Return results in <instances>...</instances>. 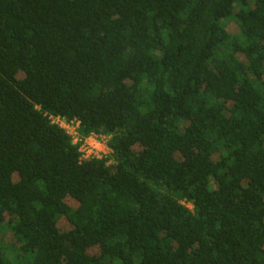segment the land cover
<instances>
[{
	"label": "trees",
	"instance_id": "1",
	"mask_svg": "<svg viewBox=\"0 0 264 264\" xmlns=\"http://www.w3.org/2000/svg\"><path fill=\"white\" fill-rule=\"evenodd\" d=\"M0 264H264V0H0Z\"/></svg>",
	"mask_w": 264,
	"mask_h": 264
},
{
	"label": "rangeland",
	"instance_id": "2",
	"mask_svg": "<svg viewBox=\"0 0 264 264\" xmlns=\"http://www.w3.org/2000/svg\"><path fill=\"white\" fill-rule=\"evenodd\" d=\"M231 31L234 32L235 27H232ZM59 125L62 128H64L74 138V141H76V136H77L76 129H77L78 124L72 123L70 125H66L64 122H60ZM86 142H88V147H89L88 152L90 153V157L98 156L99 158H101L102 156H106L109 152L105 144L102 142H96L95 139H92L89 141L86 139ZM5 241L9 242V235L6 236ZM89 253L95 254L97 253V251L96 249H94V250H91Z\"/></svg>",
	"mask_w": 264,
	"mask_h": 264
},
{
	"label": "built area",
	"instance_id": "3",
	"mask_svg": "<svg viewBox=\"0 0 264 264\" xmlns=\"http://www.w3.org/2000/svg\"><path fill=\"white\" fill-rule=\"evenodd\" d=\"M58 124L60 123V121L57 119V120H55ZM63 122V121H62ZM72 124V123H71ZM67 125V124H66ZM70 125V124H69ZM92 139H95V141L96 142H102V143H104L105 144V142H106V139L105 138H98V137H96V136H91V137H89L87 140L89 141V140H92ZM105 146H106V144H105ZM88 142H86V140H85V142H84V144L81 146V148H80V152L82 153V155L84 156V158H88V157H90V153L88 152ZM107 148V147H106ZM108 150V149H107ZM93 157H95V156H93ZM95 158H99L98 156H96Z\"/></svg>",
	"mask_w": 264,
	"mask_h": 264
}]
</instances>
